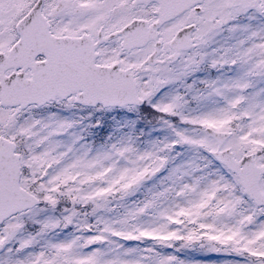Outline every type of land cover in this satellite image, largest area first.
Segmentation results:
<instances>
[{
    "label": "snow or ice",
    "instance_id": "obj_1",
    "mask_svg": "<svg viewBox=\"0 0 264 264\" xmlns=\"http://www.w3.org/2000/svg\"><path fill=\"white\" fill-rule=\"evenodd\" d=\"M0 264H264V0H0Z\"/></svg>",
    "mask_w": 264,
    "mask_h": 264
}]
</instances>
